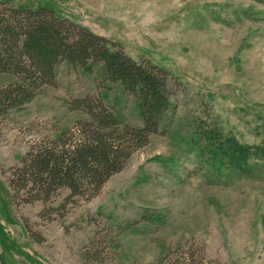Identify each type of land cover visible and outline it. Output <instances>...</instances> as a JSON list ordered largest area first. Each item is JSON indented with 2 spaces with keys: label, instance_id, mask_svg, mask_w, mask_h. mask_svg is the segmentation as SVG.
<instances>
[{
  "label": "rangeland",
  "instance_id": "374dc122",
  "mask_svg": "<svg viewBox=\"0 0 264 264\" xmlns=\"http://www.w3.org/2000/svg\"><path fill=\"white\" fill-rule=\"evenodd\" d=\"M61 18L169 72L160 131L92 199L66 207L13 199L9 177L37 142L73 129L102 99L142 125L135 96L67 61L56 81L0 118V264H264V165L229 170L190 137L218 125L244 144L264 141V0H8ZM14 79L0 73V86Z\"/></svg>",
  "mask_w": 264,
  "mask_h": 264
},
{
  "label": "trees",
  "instance_id": "16d2710c",
  "mask_svg": "<svg viewBox=\"0 0 264 264\" xmlns=\"http://www.w3.org/2000/svg\"><path fill=\"white\" fill-rule=\"evenodd\" d=\"M63 61L86 70L102 64L106 80L135 96L143 124L124 121L102 99H76V107L88 117L54 139L37 142L9 177L13 199L25 202L51 203L66 191L57 209L99 194L160 131V118L172 96L165 67L132 57L122 45L59 17L49 6L17 7L0 0V73L14 77L0 86V118L31 102L43 86L54 84ZM190 142L199 154L206 153L229 170L248 172L256 161L264 165V141L244 144L223 134L218 125H200Z\"/></svg>",
  "mask_w": 264,
  "mask_h": 264
}]
</instances>
